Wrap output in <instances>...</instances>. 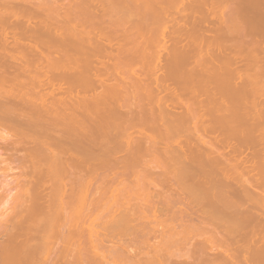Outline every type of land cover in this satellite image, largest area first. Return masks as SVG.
<instances>
[{"label":"bare ground","instance_id":"bare-ground-1","mask_svg":"<svg viewBox=\"0 0 264 264\" xmlns=\"http://www.w3.org/2000/svg\"><path fill=\"white\" fill-rule=\"evenodd\" d=\"M0 164V264H264V0H0Z\"/></svg>","mask_w":264,"mask_h":264},{"label":"rangeland","instance_id":"rangeland-1","mask_svg":"<svg viewBox=\"0 0 264 264\" xmlns=\"http://www.w3.org/2000/svg\"><path fill=\"white\" fill-rule=\"evenodd\" d=\"M13 165H14V163H13ZM15 166V165H14ZM0 167H4V164H0ZM7 175V177L6 176H4L3 177V175L0 173V181L1 180H4V181H7V178H8V181H11V180H13L15 177L14 176H17L19 173H18V171L17 170H13V171H8L7 173H6ZM5 177H6V180H5ZM10 179V180H9ZM8 187L10 188V189H12L10 186H6L5 188L6 189H8ZM10 189H8V190H10ZM7 192V191H6ZM6 200L7 199H5L4 200V202H0V216H1V213H3V212H1V211H3L4 210V212H7V211H5V210H7L6 209V207L8 206V204H9V202L7 201V203H6ZM8 208H9V206H8ZM8 210H10V209H8ZM174 248L176 247V246H173ZM171 249V248H170ZM177 249V248H176ZM181 249V248H180ZM180 249H177V252H179L178 250H180ZM172 251H176V250H173V249H171ZM182 250V249H181Z\"/></svg>","mask_w":264,"mask_h":264}]
</instances>
